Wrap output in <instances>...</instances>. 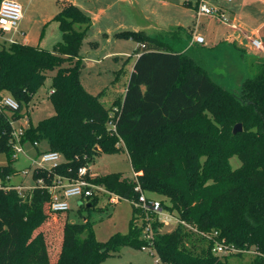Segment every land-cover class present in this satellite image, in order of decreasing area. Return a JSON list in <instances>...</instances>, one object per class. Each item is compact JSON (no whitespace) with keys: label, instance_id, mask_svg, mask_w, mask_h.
Here are the masks:
<instances>
[{"label":"trees","instance_id":"trees-1","mask_svg":"<svg viewBox=\"0 0 264 264\" xmlns=\"http://www.w3.org/2000/svg\"><path fill=\"white\" fill-rule=\"evenodd\" d=\"M57 19L62 39L53 49L21 42L0 49V96L18 101L15 119L23 116L21 110L48 72H55L48 91L55 113L30 123L22 141L44 142L40 154L56 151L63 158L55 167L36 168L34 178H43L45 186L22 193L5 188L15 185L5 179L17 170L11 164L0 167V264H100L123 246H150L142 238L135 207L129 231L105 242L96 238L90 221L71 222L68 214L62 215L67 212L51 209L46 186L58 177L76 178L78 169L89 167L99 153L124 148L148 197L160 199L201 232L217 231L207 237L182 225L166 231L154 223L151 247L162 262L234 264L231 257L250 255L253 264H264V62L236 93L213 79L201 55L176 51L144 30H123L116 35L138 42V57L123 97L106 106L105 91L93 94L81 81L80 49L92 24L90 15L65 2ZM7 110L0 111V150L13 158ZM237 123L243 129L234 134ZM121 139L124 146L118 144ZM234 155L241 161L237 168L230 162ZM94 182L124 199L139 196L137 182L121 172L96 175ZM100 199L96 194L87 201L93 207ZM223 203L228 204L226 219L216 212ZM58 224V252L52 257L49 241ZM215 241L240 251L219 257L213 252Z\"/></svg>","mask_w":264,"mask_h":264},{"label":"rangeland","instance_id":"rangeland-1","mask_svg":"<svg viewBox=\"0 0 264 264\" xmlns=\"http://www.w3.org/2000/svg\"><path fill=\"white\" fill-rule=\"evenodd\" d=\"M26 11V18L22 23V27L33 25L32 35L35 40H38L43 30L42 25L33 23L34 18L38 14H46L56 10V6L63 0H33L31 6L26 7L23 0H19ZM84 11L88 10V14L92 17L91 27L88 29L82 46L80 55L82 57L83 66L81 69V81L83 86L93 94H99L103 91V102L109 106L115 98L123 97V93H114L117 89H124L128 83L130 76V68L133 60L136 57H129L138 48V42L133 39L117 36L116 33L123 30H144L150 35L161 38L162 40L175 43L173 47L187 46L189 40L187 34L189 28L202 32L203 35L211 33L206 31L205 25H200V21L192 19V11L188 10L189 6L181 3L179 0H72ZM236 1V0H235ZM234 1V2H235ZM215 3H223L215 0ZM91 12V13H89ZM181 37L180 42L174 37V31L180 26ZM207 28V27H206ZM223 28V27H222ZM58 21L51 20L45 27L41 46L51 48L58 39ZM8 36V35H7ZM34 40V41H35ZM36 42V41H35ZM34 42V44H35ZM207 42H210L209 40ZM37 43V42H36ZM209 43H207L208 45ZM9 42L0 39V49L8 47ZM211 45V42H210ZM198 47L201 50L198 52L201 57H209V62L221 57L224 53L223 49H218L216 52L203 45ZM204 47V48H203ZM226 52V50H224ZM218 55V56H217ZM228 56L230 53L227 54ZM256 70L250 73L252 76ZM54 71L48 72L44 84L38 89L33 100L21 110L22 118L15 120L13 112L7 110V116L12 123L14 129H19L22 126L28 128L30 123L36 125L40 120L49 117L55 113L54 105L49 98V90L52 83ZM249 76V77H250ZM123 92V91H122ZM107 96V97H106ZM30 120V122H28ZM45 147L44 142H40L38 149L35 148L31 141L24 142L25 154L19 155L18 158H10V153L0 150V167L11 164L17 170L10 178L5 179L15 185H24L31 187L36 185L34 178V170L38 167L37 164H31L30 157L40 159L39 150ZM124 148V147H123ZM63 161V159L61 160ZM230 162L232 167L240 166L241 161L237 155L231 157ZM54 163L47 162L43 167L51 168ZM90 172L92 175H105L112 172H121L125 178H134V171L130 162V158L126 149H121L117 153L107 154L99 153L93 161L89 163ZM28 172L25 174L24 172ZM2 181L0 177V182ZM100 201L93 207L87 208L89 202L84 204L77 201V198L69 200L70 210L63 213L68 214L71 222L90 221L96 238L99 241H107L113 234L127 233L130 229L131 220L133 217L134 206L127 199H118L117 202L110 201L108 195L101 194ZM160 197V196H159ZM227 203H223L217 209V215L226 219L229 217ZM59 224L52 229L56 230V237L53 241H49L50 253L52 257L58 252L60 229ZM175 225L163 227L166 231H171ZM50 233L52 230L44 228ZM49 238L52 237L49 234ZM143 238V237H142ZM250 255H246L243 260L237 256L230 258L234 264H253L250 262ZM100 264H161L158 261L156 251L146 246L145 249L134 245H126L118 251L107 255Z\"/></svg>","mask_w":264,"mask_h":264},{"label":"built area","instance_id":"built-area-1","mask_svg":"<svg viewBox=\"0 0 264 264\" xmlns=\"http://www.w3.org/2000/svg\"><path fill=\"white\" fill-rule=\"evenodd\" d=\"M181 3L185 5L195 4L196 11L198 16L201 14L215 16L222 20H226V16L224 12L220 11L219 7L214 6L209 2V0H179ZM223 3H230L234 0H219ZM24 16V9L22 4L17 0H2L0 2V37H3L6 42L15 43L17 40L15 39V34L19 31V25ZM194 33L192 34V43H203L204 37L199 35L196 29H194ZM8 35V36H7ZM252 46L261 52H264V42L260 39L254 38L251 40ZM20 105L18 101H16L13 97L8 95L0 96V111L2 109H8L12 112H16L19 109ZM23 117V116H22ZM21 117V118H22ZM15 119V118H14ZM20 119V118H19ZM17 120V119H15ZM30 122V120H28ZM109 126L116 131V126L114 121L111 120L109 122ZM26 128L23 126L19 129H14L12 127V133L10 138V145L14 151L13 159H16L21 154H25L24 142L22 141L25 135ZM119 145H123L122 139L120 140ZM34 147H38L39 143L34 142ZM62 156L59 152L56 151H44L40 155V159L30 158L31 164H37V168H47L43 167V164L47 162L54 163L52 167L57 166L61 163ZM27 174L28 172H24ZM95 175H92L90 172V168L88 166H82L78 169L77 177L72 179H67L64 177H58L53 184L46 186L49 192L52 194L51 201V209L55 212L60 211H69L70 204L69 200L72 198H77V201L84 204L89 198L94 195H108L110 201L117 202L118 199H121L117 194L109 191L105 186L101 184H97L94 182ZM10 178V177H9ZM8 178V179H9ZM134 180L137 182L136 189L139 192V196L136 199H127L129 200L133 206L140 212L139 223L142 226V237L149 245L154 242L155 232H154V223H159L162 226H170L178 225L184 226L186 229L191 230L193 232H199L200 234L213 237L217 235V231L212 230L211 233H205L198 230V228L194 225L187 223L186 221L176 217L173 213H171L168 209L163 206V203L160 199L151 198L146 195L142 187L140 186L137 178V174L134 172ZM44 179L39 178L36 180V185L31 187H24L23 185H8L5 186L6 189L15 188L20 193L24 190H33L36 187H44ZM0 187L2 183L0 182ZM124 199V198H123ZM146 246L142 247L145 249ZM233 245H228L224 242L215 241V246L213 248V252L219 256L224 257L226 255L239 252ZM158 261L161 264H165L158 257Z\"/></svg>","mask_w":264,"mask_h":264},{"label":"crops","instance_id":"crops-1","mask_svg":"<svg viewBox=\"0 0 264 264\" xmlns=\"http://www.w3.org/2000/svg\"><path fill=\"white\" fill-rule=\"evenodd\" d=\"M23 1L26 3V7L31 6L33 4V0ZM234 1L230 3H215V0H209L211 4L216 7H219L220 11L225 13L226 20H222L218 17L204 14L198 16L195 4L187 5L189 6L188 10L192 11V19L199 20L200 25L204 24L206 31H211L210 29L213 30L207 35H203L202 32L198 33L199 35L204 37L203 43H192V28H189V32L186 36L189 40V43L187 44V46H182L183 48H174L173 46H176L175 43H170L169 41L165 40L164 41L176 51H188L191 55L193 53L195 55H200L198 52L194 51L193 48L200 51L201 49L198 47H202L200 45L203 44L205 47L210 48L214 52H216L221 47L224 52L220 54L221 57L219 56L209 62V57L205 56L204 60L206 67L208 68L211 76L217 83L237 93L243 81L250 76V73L252 71L256 70L258 65L264 62V52L256 50L252 46L251 42V40L254 38L260 39L264 42V0H236L235 2ZM65 2L75 4L72 0H63L61 4H59V7L56 6L57 8L55 11H50L44 15L38 14L34 18L33 23L36 25H42L43 27V30L41 31L38 40H35L34 37L31 36L33 25L29 26V28L27 26H25L24 28L22 27V23L26 18V11L23 8L24 16L20 22L18 33L14 35L17 42L39 46L48 50L53 49V47L62 39L57 15L61 11L62 6L65 4ZM85 12L88 14V10H85ZM55 19H57L58 21V30L60 32L58 34V38H56L58 40L53 44L51 48H45L41 46L40 41L43 38L45 27L48 22ZM178 28L180 29H177V31L175 29L174 31V37L177 38L176 40L179 41V43H181V28H183V25L180 24ZM0 39L5 41L3 37H0ZM208 40L211 42V45L210 42H207ZM207 43L209 44L207 45ZM224 50H226V52ZM228 53H230L229 56L227 55ZM129 57L137 58L138 56L137 54L133 53L132 55H129ZM136 58L133 60L132 66L130 68L131 72L134 70ZM125 90L126 86L122 90L117 89L114 93L121 92L124 95ZM104 97L105 96H103V98ZM35 148L38 149V147ZM45 148L46 144L43 149ZM9 184L12 183L10 182Z\"/></svg>","mask_w":264,"mask_h":264},{"label":"water","instance_id":"water-1","mask_svg":"<svg viewBox=\"0 0 264 264\" xmlns=\"http://www.w3.org/2000/svg\"><path fill=\"white\" fill-rule=\"evenodd\" d=\"M242 129H243V127H242V123H237V124L233 127V133L236 134V133H238V132H241ZM90 205H91V204L88 203L87 206H90ZM103 250H105V249H103Z\"/></svg>","mask_w":264,"mask_h":264}]
</instances>
